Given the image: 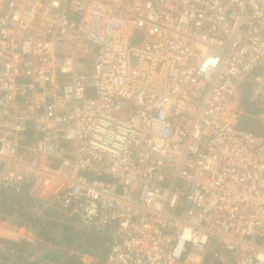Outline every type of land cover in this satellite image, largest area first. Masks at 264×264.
Instances as JSON below:
<instances>
[{"label":"built area","instance_id":"1","mask_svg":"<svg viewBox=\"0 0 264 264\" xmlns=\"http://www.w3.org/2000/svg\"><path fill=\"white\" fill-rule=\"evenodd\" d=\"M0 190L101 264H264V0H0Z\"/></svg>","mask_w":264,"mask_h":264},{"label":"rangeland","instance_id":"2","mask_svg":"<svg viewBox=\"0 0 264 264\" xmlns=\"http://www.w3.org/2000/svg\"><path fill=\"white\" fill-rule=\"evenodd\" d=\"M240 126L255 133L260 131V123L247 115L241 117ZM27 216L30 221L23 224ZM0 223L7 228L22 226L28 238L25 244L11 235L16 245L45 260L62 264H101L107 252L105 236L67 216L65 211L5 190H0Z\"/></svg>","mask_w":264,"mask_h":264},{"label":"trees","instance_id":"3","mask_svg":"<svg viewBox=\"0 0 264 264\" xmlns=\"http://www.w3.org/2000/svg\"><path fill=\"white\" fill-rule=\"evenodd\" d=\"M8 212V211H7ZM13 212L12 210H9V213ZM28 215V214H27ZM24 217V216H23ZM30 221V216H27V218H24V222H22L23 224H26L25 222H29ZM5 242H8L10 246L15 247V249H18V251H22V247L17 246L16 242L13 240H5ZM1 244V243H0ZM2 248V246H0V249ZM4 258H0V264H5L6 262H4Z\"/></svg>","mask_w":264,"mask_h":264},{"label":"crops","instance_id":"4","mask_svg":"<svg viewBox=\"0 0 264 264\" xmlns=\"http://www.w3.org/2000/svg\"><path fill=\"white\" fill-rule=\"evenodd\" d=\"M24 230H25V229H24ZM11 235H12L13 237H15V239H17L16 234H11ZM11 235H10V236H11ZM24 235H25V238H23V239H19V240H20L21 242H24V243H25V242L27 241V238H28V237L26 236V235H28V232L25 231V234H24ZM12 236H11V238H13ZM13 239H14V238H13ZM25 244H26V243H25ZM103 259H104V257H103Z\"/></svg>","mask_w":264,"mask_h":264},{"label":"water","instance_id":"5","mask_svg":"<svg viewBox=\"0 0 264 264\" xmlns=\"http://www.w3.org/2000/svg\"><path fill=\"white\" fill-rule=\"evenodd\" d=\"M0 246H2V244H0Z\"/></svg>","mask_w":264,"mask_h":264}]
</instances>
